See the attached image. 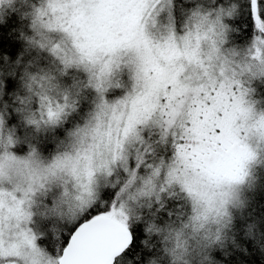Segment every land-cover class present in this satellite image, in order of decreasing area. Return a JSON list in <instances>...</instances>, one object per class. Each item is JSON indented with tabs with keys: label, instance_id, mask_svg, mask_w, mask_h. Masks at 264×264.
Here are the masks:
<instances>
[{
	"label": "snow or ice",
	"instance_id": "snow-or-ice-1",
	"mask_svg": "<svg viewBox=\"0 0 264 264\" xmlns=\"http://www.w3.org/2000/svg\"><path fill=\"white\" fill-rule=\"evenodd\" d=\"M0 264H264V0H0Z\"/></svg>",
	"mask_w": 264,
	"mask_h": 264
}]
</instances>
